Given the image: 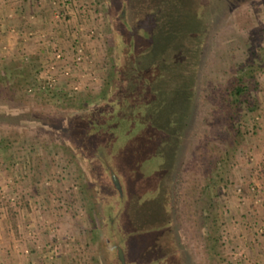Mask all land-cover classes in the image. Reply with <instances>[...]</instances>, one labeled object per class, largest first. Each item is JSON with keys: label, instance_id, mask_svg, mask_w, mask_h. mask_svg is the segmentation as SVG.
I'll use <instances>...</instances> for the list:
<instances>
[{"label": "rangeland", "instance_id": "1", "mask_svg": "<svg viewBox=\"0 0 264 264\" xmlns=\"http://www.w3.org/2000/svg\"><path fill=\"white\" fill-rule=\"evenodd\" d=\"M215 1L0 0V264H140L150 156L158 263L264 264V0Z\"/></svg>", "mask_w": 264, "mask_h": 264}, {"label": "trees", "instance_id": "2", "mask_svg": "<svg viewBox=\"0 0 264 264\" xmlns=\"http://www.w3.org/2000/svg\"><path fill=\"white\" fill-rule=\"evenodd\" d=\"M188 1H189L188 3H191V5L193 4L192 5L193 7L190 8L189 6V8L192 13L193 20H195L194 22H197L199 26L207 22V19H208L207 15L210 13L206 12V9H208V11L210 12H213L215 9L213 15L216 14L215 15L216 17L219 13L223 11V8H224L222 1L220 3L215 0H188ZM149 17H147L146 20H147V23L151 24ZM234 90L236 93H239L242 90V88H240L239 86H236ZM109 124L112 125L113 122H110ZM125 133L131 134V132H125ZM130 137L132 138V135H130ZM6 148H7V145H5V143L3 142V139H1L0 140V155L5 156L6 151H7ZM150 158L152 157L150 156ZM150 158L148 159L143 158L144 160H142L140 164L134 163V161L132 160L133 165L136 166V168H134L135 174H132L134 177L132 176L131 177L133 178L134 186H136L137 189H135V192L133 191L131 194L132 198H131V201L129 202V206H130L129 209L132 211L135 208L137 212L135 213L132 211L131 218H135L136 216L137 217H136L135 222H130V226H132L136 230V232H134L135 233L134 241L136 243L141 242L142 245L146 246L142 250L144 258L140 264H161L162 262L158 263L157 261L158 257L156 256L155 252H152L154 249L151 251V249L148 248V246H151V245H153L151 247L158 246V244L161 242V241H158V238H161L163 236H168L169 234V229H167L165 225L162 227L160 226V221L162 217V209H163L162 207L165 206L166 200H164V197L162 195H160L159 193L158 194L156 193V191L158 190H157V187L153 184L151 175L156 176L157 172L153 168V165L155 163L148 162ZM159 177H160L159 181L161 182V178H163V176L161 177L159 175ZM146 181H150V182L146 185L145 184ZM162 194H163V191H162ZM122 198L123 196L121 195V200H123ZM165 209H166V206H165ZM145 258L147 259L146 260L147 262H144Z\"/></svg>", "mask_w": 264, "mask_h": 264}, {"label": "crops", "instance_id": "3", "mask_svg": "<svg viewBox=\"0 0 264 264\" xmlns=\"http://www.w3.org/2000/svg\"><path fill=\"white\" fill-rule=\"evenodd\" d=\"M260 134H259V136H260V141H261V143H264V132H259ZM261 152H262V149H260L259 151H258V155H259V158H261ZM263 160H262V166H263Z\"/></svg>", "mask_w": 264, "mask_h": 264}, {"label": "water", "instance_id": "4", "mask_svg": "<svg viewBox=\"0 0 264 264\" xmlns=\"http://www.w3.org/2000/svg\"><path fill=\"white\" fill-rule=\"evenodd\" d=\"M113 181H114V183H115V185L117 186V188H119L118 187V182H117V179L115 178V177H113ZM119 250V258L122 260V254H121V251H120V249H118Z\"/></svg>", "mask_w": 264, "mask_h": 264}]
</instances>
